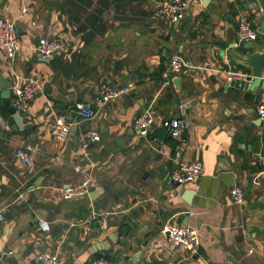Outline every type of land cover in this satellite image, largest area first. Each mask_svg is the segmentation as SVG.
<instances>
[{
	"label": "crops",
	"instance_id": "0c3cea01",
	"mask_svg": "<svg viewBox=\"0 0 264 264\" xmlns=\"http://www.w3.org/2000/svg\"><path fill=\"white\" fill-rule=\"evenodd\" d=\"M161 1L0 2V18L21 29L15 60L0 52L3 75L13 85L33 78L43 87L20 114L24 124L5 108L13 90L8 101L0 91V211L10 216L0 228V264H40L43 252L58 253L59 264L99 258L111 264L264 263V121L257 113L264 79L254 92L231 87L233 77L249 73L229 54L264 50L260 33L255 42L235 46L239 20L254 24L260 9L256 0H197L185 19L170 24L155 16ZM42 37L59 39L64 50L42 59L36 50ZM174 55L192 68L166 84L163 73ZM105 86L132 90L83 122L77 107L91 105ZM151 106L157 121L141 136L134 123ZM62 117L71 134L60 144L50 131ZM179 117L189 128L161 140V121ZM88 129L101 141L83 149L78 137ZM26 145L33 148L31 169L16 157ZM177 152L202 163L197 184H167ZM85 181L97 189L93 198H62L63 189ZM236 185L245 191L243 205L228 203ZM93 211L109 213L110 228L94 226L83 238L80 224ZM40 220L50 223L49 233ZM169 220L199 232L197 253L170 249L160 236Z\"/></svg>",
	"mask_w": 264,
	"mask_h": 264
},
{
	"label": "built area",
	"instance_id": "2783aa9c",
	"mask_svg": "<svg viewBox=\"0 0 264 264\" xmlns=\"http://www.w3.org/2000/svg\"><path fill=\"white\" fill-rule=\"evenodd\" d=\"M197 0H162L159 2L155 16L160 20H164L170 24H177L181 22L189 14L191 8L195 5ZM259 37V31L255 28L251 21L242 17L239 20V27L237 32L238 47L244 42H255ZM37 52L44 60L51 59L55 54L64 50V44L59 39L42 37L39 39ZM21 51L19 43V32L16 22L8 18H0V52L9 61H14L18 53ZM192 66L181 55H174L169 62L168 67L163 73L166 84H170L173 77L182 71L188 70ZM236 79L233 77L232 80ZM13 97L10 101V106L19 114L28 112L31 103L43 91L42 85L33 78H26L23 82L13 85ZM130 87H110L105 86L97 94L91 105H79L77 112L83 122H90L94 120L100 112L106 109L131 92ZM72 108V107H71ZM257 113L261 120L264 121V98H261ZM157 117L153 107L146 109L134 123L135 129L141 136H147L151 128L156 124ZM161 127L171 137L179 138L189 128L190 122L183 117L174 119H165L161 121ZM71 134V125L62 117L56 121L52 126L50 135L57 143H66ZM101 135L99 132L88 129L84 130L78 137L79 147L87 149L91 144L99 143ZM33 148L29 145L23 146L16 151V157L27 168H33L35 161L32 154ZM78 169V168H77ZM203 175V166L199 161L186 162L182 159L180 152H177L174 158V166L171 169L167 184L169 186H187L197 184ZM90 183L85 181L78 185L69 186L62 190V198L64 200H72L74 198L83 197L89 193ZM245 191L241 186H234L229 192L228 203L230 205H243L245 202ZM119 207V206H118ZM108 214H99L96 211L91 212L80 224L81 235L83 238L88 237L94 226H97L102 231H107L110 228ZM6 217L3 211H0V228L5 223ZM41 230L44 233L50 232V223L44 220L39 221ZM161 237H166L169 247L176 250L180 247L186 249L189 253H197L201 239L199 232L191 227L182 226L173 220L167 221L161 232ZM160 240L158 239V242ZM253 251H251L252 253ZM39 260L41 264H59L60 257L58 253L43 252ZM89 264H111L107 259H95ZM207 264H227L223 262H214Z\"/></svg>",
	"mask_w": 264,
	"mask_h": 264
},
{
	"label": "water",
	"instance_id": "95a60500",
	"mask_svg": "<svg viewBox=\"0 0 264 264\" xmlns=\"http://www.w3.org/2000/svg\"><path fill=\"white\" fill-rule=\"evenodd\" d=\"M2 0H0L1 2ZM256 5L260 9L261 16L257 19V21L253 24L255 28L259 31L261 35H264V0H256ZM17 27L20 26L19 23L16 22ZM18 32L21 33V29L18 28ZM248 50L247 53H239L235 50H230L229 54L236 64L242 68V71H247L249 74L245 75L244 79H234L231 81L230 86L238 89L240 91H251L254 92L257 88H259L264 79V50L253 51L251 52V46L246 48ZM119 62H117L118 64ZM12 81L6 79L0 69V91H1V99L8 101L12 97ZM5 108L8 109L10 113L15 116L16 121L21 123H26V119L22 118L19 113L16 112L14 108L10 106V103H5ZM158 137L163 140L166 136L170 135L165 130H160L157 132ZM40 187V185H35L31 189H35ZM89 196L93 198L94 195L97 194V189L95 186L89 187ZM191 196L192 194H187ZM6 218L10 219V216L6 215ZM124 238L126 239L125 229L123 230ZM125 245V241L122 242ZM235 264H241L237 261H233ZM41 264V263H40ZM176 264H188L185 261H179ZM264 264V263H262Z\"/></svg>",
	"mask_w": 264,
	"mask_h": 264
},
{
	"label": "trees",
	"instance_id": "16d2710c",
	"mask_svg": "<svg viewBox=\"0 0 264 264\" xmlns=\"http://www.w3.org/2000/svg\"><path fill=\"white\" fill-rule=\"evenodd\" d=\"M160 79H161V80H163V78H162V77H160Z\"/></svg>",
	"mask_w": 264,
	"mask_h": 264
}]
</instances>
